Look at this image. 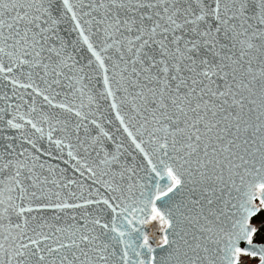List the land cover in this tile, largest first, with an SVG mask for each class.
<instances>
[{
  "label": "snow or ice",
  "instance_id": "1",
  "mask_svg": "<svg viewBox=\"0 0 264 264\" xmlns=\"http://www.w3.org/2000/svg\"><path fill=\"white\" fill-rule=\"evenodd\" d=\"M0 264H264V0H0Z\"/></svg>",
  "mask_w": 264,
  "mask_h": 264
}]
</instances>
